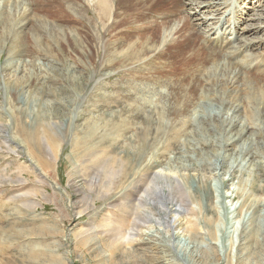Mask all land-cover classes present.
Returning <instances> with one entry per match:
<instances>
[{
    "label": "rangeland",
    "instance_id": "374dc122",
    "mask_svg": "<svg viewBox=\"0 0 264 264\" xmlns=\"http://www.w3.org/2000/svg\"><path fill=\"white\" fill-rule=\"evenodd\" d=\"M96 1L0 0V264H264V72L233 85L201 46L187 67L145 1ZM198 1L228 6L217 36L264 34L254 0ZM155 171L183 189L146 208Z\"/></svg>",
    "mask_w": 264,
    "mask_h": 264
},
{
    "label": "bare ground",
    "instance_id": "6f19581e",
    "mask_svg": "<svg viewBox=\"0 0 264 264\" xmlns=\"http://www.w3.org/2000/svg\"><path fill=\"white\" fill-rule=\"evenodd\" d=\"M30 1L31 0H29V1L27 0L28 3ZM114 1L115 0H98V1H96V8L98 9L99 14L103 15L104 19H105L104 16H111L110 12H112V6L114 4ZM124 1L125 0H123V2ZM143 1H145L147 3V6H143V7L144 8L147 7L149 12L154 13V14H152L153 16H151V17H155L156 20H153V22H156L157 24H159V23L163 24L162 26H160L158 28V29H160L159 30V36H161L160 37L161 42H160L159 46L161 47L162 51L164 49H166L169 45H171V48L175 49V53H178L180 55L188 57L186 59H183L184 65H186L187 67L189 66L190 62L193 63V60H196V59H200L199 64H198L200 66H205L208 63V62H206V56H204L203 58H200V54H202L201 53L202 51L200 49V46H201V47L205 48V50L207 49L210 52L207 55V58H210L209 63H211V65L212 64L215 65L217 63L221 64V70L223 72L222 77H227V80H230L233 85H236L237 83H240L243 80H249V81L255 82V80L257 78L255 79L254 78L255 76L252 75V73L258 74L260 72H264V55L260 56L259 54L255 53V51H254L255 47L258 44L264 43V34L261 33L262 35H258V32L260 31V28H258V27L262 26L261 23L260 24L249 23L247 17L244 18V16L240 15L241 17L239 16L240 19H238V21H236V22L233 21L234 22V28L230 27L231 26V24H230L225 29V32H224L225 34H222L223 36L219 37V36H217V34L219 33L220 27L222 30V28L224 26L222 21L224 20V18L226 19V17H223V16L226 15V9L228 8V6H224L222 8L224 10H222L221 8L215 7V11L218 12L217 14H221V15L219 17L210 19L208 21L207 17L201 16L200 13H199L200 16L197 15V17L194 18V16H193L194 14L191 11H193V12L195 11V16H196V14L198 12H202V11H205V9H209L210 7H213L214 3L210 2V1H198V0H143ZM148 1L150 2V4ZM221 1H223V0H221ZM254 1H255L254 6H256L258 8L264 7V0H254ZM135 2H137V1L135 0ZM222 3L226 4V2H222ZM16 6H17V4H16ZM78 6L79 5L73 7V9L78 11ZM120 7H121V5H120ZM136 7H137V5H136ZM29 10H30V7H28L25 10V12L26 11L27 12L23 15L24 16L23 19L28 18L30 16L32 18H34L35 13L33 12L34 14H32ZM260 10L264 14V10L263 9H260ZM132 11H130V12H132ZM247 12L248 11H246L245 14ZM37 14L39 15L40 13H37ZM129 15H128V17L126 15V18H129L130 17ZM179 15H181V16H179ZM256 17H258V15H255L253 18H256ZM260 17H262V16H259V18ZM174 18H179V19H175V21L165 22V21H167V19L173 20ZM123 19H124V17H123ZM109 22H111V21H109ZM130 22H131V20H130ZM113 25H114V23H113ZM135 25H137V24H135ZM201 25H203L204 27H201ZM137 26H140V25H137ZM106 27L109 30L111 29L110 24L106 25ZM149 27H151V26H149ZM141 29L143 30L146 28L141 27ZM152 32H154V31H152ZM109 34H110V32H109ZM227 34H231V36H233V37L229 38V36ZM243 34H245V36ZM250 34H253L255 36L251 37ZM100 35H101V33H100ZM138 48L134 47V51L135 50L137 51L136 52L137 55L139 54ZM186 53H188V54H186ZM254 60H256V61L254 63H252V61H254ZM193 66H195V65H193ZM169 70H171V69H169ZM160 71H162V69ZM135 72H141V69L137 68V70H135ZM160 73H162V72H160ZM251 75L254 77H252ZM199 80L200 79L198 78V81ZM256 83H260L259 79H258V82L256 81ZM197 84H199V83H197ZM200 84L203 87L212 86L215 84V79H213L210 74H205V76H203L201 78ZM261 84H264V83H261ZM253 86L257 89H261L264 91V85L258 86L257 84L256 85L254 84ZM256 91L257 90H254L253 92L256 93ZM262 100L264 103V94H263ZM100 161L103 162L105 166L107 165V162H104L105 160L104 161L100 160ZM106 161H107V159H106ZM107 170L105 172H107ZM151 175H152V177H150V178L152 180L153 187L151 185H149L148 188L146 187L147 189H145V191H144L145 192V195H144L145 200H144L143 195L142 196L140 195V197L137 198V201H139V203H142L145 201L144 203L146 204V208L150 207L149 205H153L155 202V199H156L155 196H156L157 192L160 191L161 195H159V197L156 200L161 205L166 207L167 206L166 200H169V199H168V196L166 195V193H162L163 188L158 183L161 182L160 179L171 180L170 182H172L175 178L172 175H169L166 173H161L158 171L153 172ZM224 178H226V177H224ZM180 182L178 181V179L177 180L175 179L176 184H174V185H175V188H177V191H178V189H180L181 191L183 189L182 185H180ZM166 185H167V183H166ZM167 187H168V185H167ZM149 199H151L153 204L150 202ZM180 204L177 207L180 208V210H181L183 208V204L182 203H180ZM163 215L165 217L163 219H166L167 221H172V223L169 222L170 226H175L177 219H168V217L166 216L165 213H163ZM108 219H110V218H108ZM246 222H248V223L245 225V228L248 229V226H251L249 224L250 223L249 219H247ZM116 233H118V232H116ZM173 235H175V236L178 235V232L177 233L173 232ZM179 238H183V237H181V235H179Z\"/></svg>",
    "mask_w": 264,
    "mask_h": 264
}]
</instances>
